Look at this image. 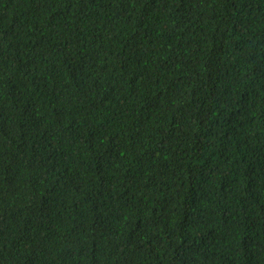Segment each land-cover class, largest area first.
Returning <instances> with one entry per match:
<instances>
[{
  "label": "trees",
  "instance_id": "trees-1",
  "mask_svg": "<svg viewBox=\"0 0 264 264\" xmlns=\"http://www.w3.org/2000/svg\"><path fill=\"white\" fill-rule=\"evenodd\" d=\"M0 264H264V0H0Z\"/></svg>",
  "mask_w": 264,
  "mask_h": 264
}]
</instances>
